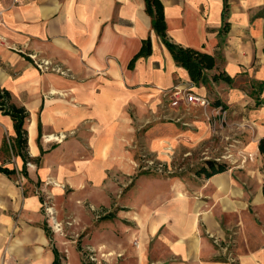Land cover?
Wrapping results in <instances>:
<instances>
[{
    "label": "crops",
    "instance_id": "crops-1",
    "mask_svg": "<svg viewBox=\"0 0 264 264\" xmlns=\"http://www.w3.org/2000/svg\"><path fill=\"white\" fill-rule=\"evenodd\" d=\"M159 1L168 39L215 57L206 84L191 83L174 62L144 0H0V89L29 114L26 174L20 156L14 155V166L0 162L15 170L11 176L0 172V264H53V250L64 264L45 231L38 184L51 180L78 190L103 184L111 172L123 174L131 169L129 147L137 129L146 123L153 122L146 134L150 149L206 136L204 117L184 111L185 100L173 94L177 88L214 99L219 115L250 113L264 139V0H228L225 21L222 0ZM146 39L151 54L129 69ZM29 54L66 75L40 71ZM219 72L232 82H213ZM247 87H258L253 105ZM164 115L174 121L162 127L156 120ZM254 133L245 145L251 152L260 142ZM50 135L58 140H43ZM14 137L10 116L0 110V152L13 156ZM202 176L163 179L162 193L139 187L132 194L139 197L137 203L132 198L129 218L138 246L128 247L133 256L119 264H264V187L247 203L250 197L230 174ZM247 204L263 210V226L251 220ZM99 229L93 235L108 247L107 231ZM72 255L82 264L75 252L65 264Z\"/></svg>",
    "mask_w": 264,
    "mask_h": 264
},
{
    "label": "rangeland",
    "instance_id": "rangeland-1",
    "mask_svg": "<svg viewBox=\"0 0 264 264\" xmlns=\"http://www.w3.org/2000/svg\"><path fill=\"white\" fill-rule=\"evenodd\" d=\"M257 88L251 91L247 87L252 105L257 101ZM211 100L212 106L207 109L210 114L204 115L205 110L199 107L184 106V111L191 117L199 118L201 114L204 117L207 135L198 141L194 138L191 144L182 145L178 140H172L171 144L162 143L160 148L150 149L146 134L153 129V122L149 125L146 123L137 129L129 147L130 170L123 174L111 172L103 184L88 185L78 190L59 182L52 183L51 180L48 186L38 184L37 189L34 188L42 200L48 233L53 245L57 244L60 248L64 264L65 256L70 252H75L82 264H119L124 258L133 256L127 249L137 247L138 241L132 234L133 224L129 218L135 203L132 198L136 201L139 197L132 194L139 187L162 193L165 187L163 179L195 180L202 168H208L207 161L223 165V173L230 174L237 181L238 189L244 188L250 197L247 203L253 201L257 190L264 187V153L259 148L251 152L245 145L251 139L249 136L252 132H255L252 135L254 140H261L263 135L251 123L250 113L239 115L232 110L226 115H223L224 112L219 115L221 109H217L214 99ZM166 120L174 121V117L161 116L156 124L163 127ZM223 131L227 133L222 134ZM14 159H17L14 153L12 156L0 152V162L14 166ZM43 187L45 189L41 190ZM247 209L254 224L263 226V210L255 208L253 204H249ZM52 219L56 220L57 226ZM99 228H102V232L107 231L108 247H100L98 236L93 235ZM69 264H79L75 255L71 256Z\"/></svg>",
    "mask_w": 264,
    "mask_h": 264
},
{
    "label": "trees",
    "instance_id": "trees-1",
    "mask_svg": "<svg viewBox=\"0 0 264 264\" xmlns=\"http://www.w3.org/2000/svg\"><path fill=\"white\" fill-rule=\"evenodd\" d=\"M223 1V11H222V20L225 21L228 17L229 5L228 0ZM145 3V12L150 16L152 28L156 35L161 39V42L165 46V48L170 53L174 62L182 67L188 74L190 82L198 85V84H206L209 82L207 72L215 68L216 59L215 57L202 53L200 51L184 48L179 45L172 43L167 35H166V24L164 21L163 15V7L159 0H144ZM226 28L228 25L225 26ZM151 54V43L149 39L142 41V45L138 53L133 57L130 61L128 68L131 69L133 67L134 62L140 57H147ZM213 82H225L230 84L232 80L225 75L223 72H219L211 77ZM258 99V97L256 98ZM258 104V102H257ZM216 106L218 104H215ZM0 110L5 114L10 116L13 122V130L15 133V137L12 142V151L15 156H20L24 162L22 172L25 173V166L28 162L26 151V143H27V132L24 128V124L29 117L28 112L22 108L17 107L11 102V98L9 93L6 90L0 89ZM259 151L264 153V139H261L258 145ZM208 168H202L197 174H203L205 178H209L214 174L223 172L224 166L218 165L215 162L207 161ZM0 172L11 176L15 174V170H9L0 166ZM263 197H264V188H263ZM48 233V230H45ZM54 253V261L53 264H60L59 255L56 250H53Z\"/></svg>",
    "mask_w": 264,
    "mask_h": 264
},
{
    "label": "built area",
    "instance_id": "built-area-1",
    "mask_svg": "<svg viewBox=\"0 0 264 264\" xmlns=\"http://www.w3.org/2000/svg\"><path fill=\"white\" fill-rule=\"evenodd\" d=\"M1 15H2V11L0 10V18ZM28 57L32 60L35 66L42 72H53L59 75H66L65 70H62L59 66L52 64L47 59L40 58L36 54H29ZM173 94L175 97L182 96L186 104H189L191 106L199 107L204 110H207L212 106V100L209 97L196 94L188 87L184 89L177 88ZM172 104H176V102H172ZM217 109L220 110L221 107L218 106ZM55 138L58 139V137Z\"/></svg>",
    "mask_w": 264,
    "mask_h": 264
},
{
    "label": "bare ground",
    "instance_id": "bare-ground-1",
    "mask_svg": "<svg viewBox=\"0 0 264 264\" xmlns=\"http://www.w3.org/2000/svg\"><path fill=\"white\" fill-rule=\"evenodd\" d=\"M61 137H63V136H61ZM49 138H50V140H56V138L53 135H50ZM257 201H259V199H257ZM52 220H53V223L56 225V220H54V219H52Z\"/></svg>",
    "mask_w": 264,
    "mask_h": 264
}]
</instances>
